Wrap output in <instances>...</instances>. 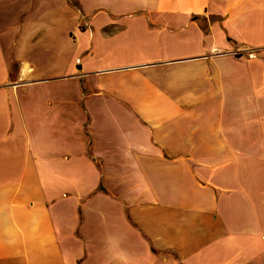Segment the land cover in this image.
<instances>
[{"label":"crops","instance_id":"1","mask_svg":"<svg viewBox=\"0 0 264 264\" xmlns=\"http://www.w3.org/2000/svg\"><path fill=\"white\" fill-rule=\"evenodd\" d=\"M0 0V264H264V0Z\"/></svg>","mask_w":264,"mask_h":264},{"label":"rangeland","instance_id":"2","mask_svg":"<svg viewBox=\"0 0 264 264\" xmlns=\"http://www.w3.org/2000/svg\"><path fill=\"white\" fill-rule=\"evenodd\" d=\"M83 3L84 8L86 9H90V7H92L93 5L96 6L97 4H101L100 0H82L81 1ZM106 5H108L109 3H112V0H105L103 1Z\"/></svg>","mask_w":264,"mask_h":264}]
</instances>
